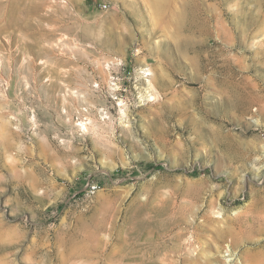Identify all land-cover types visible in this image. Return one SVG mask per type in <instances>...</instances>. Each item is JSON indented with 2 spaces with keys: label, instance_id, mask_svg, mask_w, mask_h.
<instances>
[{
  "label": "rangeland",
  "instance_id": "1",
  "mask_svg": "<svg viewBox=\"0 0 264 264\" xmlns=\"http://www.w3.org/2000/svg\"><path fill=\"white\" fill-rule=\"evenodd\" d=\"M100 2L0 0V264H264V0Z\"/></svg>",
  "mask_w": 264,
  "mask_h": 264
},
{
  "label": "built area",
  "instance_id": "2",
  "mask_svg": "<svg viewBox=\"0 0 264 264\" xmlns=\"http://www.w3.org/2000/svg\"><path fill=\"white\" fill-rule=\"evenodd\" d=\"M108 5H109L108 0H102V2L99 3L98 7L101 11H105L108 9ZM96 189H97V186L91 185L88 190L89 195H93Z\"/></svg>",
  "mask_w": 264,
  "mask_h": 264
}]
</instances>
